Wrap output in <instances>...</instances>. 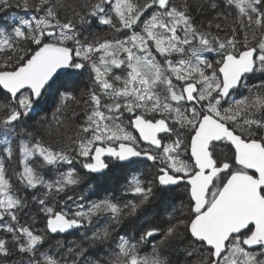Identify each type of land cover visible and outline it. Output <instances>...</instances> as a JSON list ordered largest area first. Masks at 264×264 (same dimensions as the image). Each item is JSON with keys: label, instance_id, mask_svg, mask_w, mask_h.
<instances>
[{"label": "snow or ice", "instance_id": "6c2138e0", "mask_svg": "<svg viewBox=\"0 0 264 264\" xmlns=\"http://www.w3.org/2000/svg\"><path fill=\"white\" fill-rule=\"evenodd\" d=\"M227 4L236 15L231 35L223 39L195 24L187 0L180 7L172 0H145L143 4L138 0H97L84 5L83 14L74 12L81 24L91 17L92 22L123 36L95 43L81 42L72 18L61 21L60 0H39L36 12L43 15L33 16L31 21L21 19L10 31L8 26H0V90L7 99L0 103L3 154L13 158L12 137L30 138L15 145L19 188L14 187L0 159V220L5 215L17 220L16 211L24 204L16 194L20 189L42 187L48 196L81 182L73 167L46 180L33 160L40 168L71 166L78 160L93 180L121 172L123 190L133 199L105 196L87 206L77 205L71 214L39 199L48 233L88 227L100 217L119 224L137 216L157 188L167 191L185 178L191 205L186 218L165 229L143 228L135 242L131 237L117 241L109 227L96 228L90 236L85 232L81 243L67 250L74 256L71 264H106L89 256L93 255L91 248L109 241L116 243L115 259L109 264H173L174 243L181 238L188 242V256L193 251L201 253L198 264H264V80L251 86L246 81L249 74L264 75V0H227ZM208 6L217 8L214 0ZM9 7V0H0V8ZM24 7L28 8L27 0ZM221 18L227 19L220 13L214 19ZM212 26L209 21L208 27ZM214 26L224 31L221 23ZM203 52H215L219 58L209 61ZM83 71L89 72L99 94L91 89L87 93L91 109L79 126L85 135L78 134L73 141L74 155L18 128L49 95L58 96L57 112L68 101L79 103L74 91ZM240 88H247L249 95L235 99ZM219 142L229 148L230 155L223 159L216 152ZM181 148L190 149L191 163L179 159ZM145 160L152 161L153 167L157 162L162 165L151 179L138 171ZM0 227L13 233L19 253L30 255L28 264H62L50 250L40 251L44 235L29 227ZM157 236L151 253L139 255L140 245ZM193 245V251H188ZM254 246L259 251L249 250ZM9 255L8 242L0 239V256Z\"/></svg>", "mask_w": 264, "mask_h": 264}, {"label": "trees", "instance_id": "16d2710c", "mask_svg": "<svg viewBox=\"0 0 264 264\" xmlns=\"http://www.w3.org/2000/svg\"><path fill=\"white\" fill-rule=\"evenodd\" d=\"M38 2L39 0H27L28 8L26 9L24 7L25 0H9L11 7L8 9L0 8V26H8V30L10 31V26H14L21 19H28L31 21L33 16L43 15L42 12H36V5ZM96 2L97 0H60L63 7L57 5V11L62 22L68 18H72L74 23L77 24V28L79 29L78 38L81 42L95 43L97 40L102 42L105 39H122V34L114 33L108 26L98 25L92 22L91 17H86L88 22L81 24L79 18L74 15L75 11H80L81 14H83V12L87 10L83 8L84 5L90 6ZM138 2L143 4L145 0H138ZM210 2H212V0H187L190 6L189 14L193 17L195 24L200 27L202 31H210L213 36H219L223 39L226 35H231L230 26L234 22V17L236 15L235 9L227 4V0H214L217 4V8L213 10L208 6ZM50 3H56V0H50ZM172 3L180 7L185 3V0H172ZM218 13L222 16H226L227 19H214L217 17ZM5 21H7V25H5ZM209 21H212L213 24L211 28L208 27ZM216 23H221L224 31L217 30L214 26ZM249 37L251 38L250 33ZM240 39H243V33H241ZM23 47L27 48L28 45L23 44ZM2 55L3 54H0V59H2ZM202 55L209 61H215L219 58L215 52H203ZM96 58L97 57L94 55L93 59ZM157 58L160 59L158 54ZM114 72L115 74H121L119 70H114ZM261 80H264V75L260 73L251 74L246 77L249 86L259 84ZM90 89L95 90L97 94H99V89L93 88L89 72L83 71L81 77L76 81V88L74 91V95L77 97V100L80 101L79 103L68 101L67 107L57 112L58 96L49 95L46 102L41 105V108L31 113L29 117L18 125V128H22L25 133H32L34 137L41 139L47 145H51L58 150L64 149L69 152V155H74V152L71 151L75 147L73 141L77 140L78 134L80 137L85 135L80 131L79 126L85 123L86 113L91 109V102L87 95ZM248 95L249 92L247 88H240L239 91L234 94V98L240 99ZM0 103H7V99L2 90H0ZM124 115L125 117L128 116L127 113ZM124 123L127 124L126 119ZM175 127L179 128V125H175ZM129 131H132V129L129 128ZM21 139L27 141L30 138L27 135L12 137L14 155L11 160L3 154L2 148L4 145L2 139H0V159L5 163L7 175L11 178L16 188H19V181L15 176V172L20 170V165L19 152L15 145ZM224 150L228 151L229 148L225 146ZM73 161L76 163L79 162L78 160ZM32 164L34 167H37V170L41 172L46 180L56 179L60 173L67 171L69 167H73L74 165V163L71 166L61 164L56 167L46 166L40 168L36 160H33ZM159 166L157 162L156 167ZM156 167H153V163L144 161L138 171L143 176L151 179V175L156 170ZM76 172L82 177L81 182L78 185L67 187L64 192H53L45 196L46 190L42 187L35 190H18L16 194L24 201V204L16 211L17 220L13 221L11 217L5 215L4 218L0 220V225H8L13 228L29 227L33 232L44 235L45 243L40 248V251L50 250L52 254L56 255L57 258L62 261V264H64V262H66V264H71L74 256L70 255L67 250L69 248L75 249L83 240V234L85 232L90 236L92 231L96 228L109 227L110 230L114 229L113 235L117 241L120 237H131L134 238L133 242H135V240L139 239V232L143 228L155 226L165 229L169 224L176 223L183 215L182 207L178 204V200H176L178 199L176 196L178 188L176 189L173 186L167 191H162L160 188H157L150 202L144 205L135 217L125 219L119 224H115L110 217H100L98 220L94 218L92 225L73 229L70 236H67L68 234L50 235L46 231V218L38 203L39 199H46L49 206L54 207L56 210L68 212L69 214L77 210V205L83 204L87 206L90 202L104 198L105 196H112L121 201L133 199L130 194L124 192L122 187L124 184L123 174L119 171L109 172L103 177L110 180L111 186L108 189L103 188V186L102 188L94 186L96 181L100 182L103 178L91 180L85 172ZM33 197L37 199H33ZM69 197L72 199H69ZM17 235L19 234L17 233ZM12 237L13 233H9L3 227H0V239H4L8 242L10 252L8 257L0 256V264H28L30 255L19 253L16 250V245ZM158 240L159 236L149 238L145 243L141 244L139 247V255H149L153 245ZM187 245L188 242L183 240V238L175 241L172 255L173 264H198V261L202 259V255L199 251H193L194 245L188 248V251H193V255L188 256L185 251ZM96 249L101 250L97 251ZM115 250L116 243L113 241H109L104 245L98 244L90 249L93 255H90L89 259L94 260L100 258L103 259L106 264H109L110 260L115 259ZM255 251H259V249H255ZM175 252H178V255H175Z\"/></svg>", "mask_w": 264, "mask_h": 264}, {"label": "flooded vegetation", "instance_id": "af4514ba", "mask_svg": "<svg viewBox=\"0 0 264 264\" xmlns=\"http://www.w3.org/2000/svg\"><path fill=\"white\" fill-rule=\"evenodd\" d=\"M157 118H159V117H157ZM132 132H133L134 135H137L134 132V130H132ZM172 139H175V137H172ZM141 146L142 147H146V145H144L142 142H141ZM224 148H225V146H224L223 142H219L217 144L216 152L220 155L221 159H223L224 157L230 155L229 150L225 151ZM178 155H179V159L188 161L189 163L192 162L191 159H190V156H191L190 155V149L189 150H185V148H181L180 150H178ZM73 163H74L73 168L76 171H78L80 173H83V172L86 173V170H84L82 168V165L79 162L76 163L75 161H73ZM160 166H162V165H160ZM179 175L183 176L184 174L180 173ZM89 179L92 180L91 176H89ZM94 186L102 188V183H100L99 181H96L94 183ZM173 186L176 189L178 188V191L176 192V196H177L178 199H176V200H178V204L182 207V214L183 215H182L181 219L182 218H186L188 213H189V208H190V205H191V198H190V193H189V185L187 184L186 178L181 180L178 185H173ZM173 186H169L168 190L170 189V187H173ZM72 232H73V230L71 232H69L67 236H70L72 234Z\"/></svg>", "mask_w": 264, "mask_h": 264}, {"label": "rangeland", "instance_id": "374dc122", "mask_svg": "<svg viewBox=\"0 0 264 264\" xmlns=\"http://www.w3.org/2000/svg\"><path fill=\"white\" fill-rule=\"evenodd\" d=\"M217 22H220V21H217ZM227 106L228 105L226 104L224 107H227ZM100 183H102L103 188H106V189H108L111 186L110 180L106 179V178H103L102 180H100ZM57 235H59V234H57ZM174 254L178 255V252H175Z\"/></svg>", "mask_w": 264, "mask_h": 264}, {"label": "water", "instance_id": "95a60500", "mask_svg": "<svg viewBox=\"0 0 264 264\" xmlns=\"http://www.w3.org/2000/svg\"><path fill=\"white\" fill-rule=\"evenodd\" d=\"M249 75H251V74H249ZM4 92V91H3ZM132 130H134V129H132ZM134 132H135V130H134ZM136 133V132H135ZM137 135H138V133H136ZM143 143V142H142ZM190 155H191V153H190ZM107 158V157H106ZM105 158V159H106ZM145 162H149V163H152V161H147V160H145ZM190 187V186H189ZM189 193H190V191H189ZM72 230H70L69 232H71ZM69 232H66V233H63V234H59V235H65V234H68ZM50 235H57V234H51V233H49ZM245 248H247V246H245ZM255 249H259L258 248V246H254L253 247V249H249V250H255Z\"/></svg>", "mask_w": 264, "mask_h": 264}]
</instances>
